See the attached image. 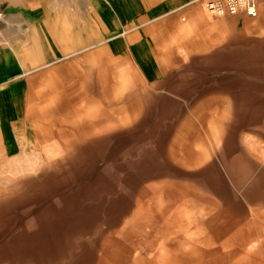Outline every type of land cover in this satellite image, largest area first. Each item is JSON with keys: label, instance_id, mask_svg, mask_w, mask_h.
Wrapping results in <instances>:
<instances>
[{"label": "rangeland", "instance_id": "1", "mask_svg": "<svg viewBox=\"0 0 264 264\" xmlns=\"http://www.w3.org/2000/svg\"><path fill=\"white\" fill-rule=\"evenodd\" d=\"M198 9L218 22L221 32L196 31L190 38L179 33ZM253 18L217 16L202 1L192 3L170 26L152 83L143 82L128 50L115 52L97 44L92 34L87 49L45 67L31 83L29 112L21 123L31 140L46 138L49 149L66 146L57 130L75 134V125L84 123L83 117L75 120L81 105L93 123L106 125L117 116L128 121L69 141L71 150L55 153L58 164L38 170L21 198L0 205V244L59 232L65 250L89 260L110 230L111 210L141 186L167 179L196 188L199 182L207 201L195 206L210 208L222 227L250 228L244 235L254 240L250 250L233 264H264V37L234 34ZM224 35L228 41L221 53H204ZM210 110H233L226 134L217 132L221 140L213 123L203 129L199 121ZM194 126L200 140L192 149L200 160L206 158V169L177 171L172 157L180 148L185 153L187 144H180L175 133ZM30 152L38 163L39 152ZM79 224L91 229L81 231Z\"/></svg>", "mask_w": 264, "mask_h": 264}, {"label": "bare ground", "instance_id": "2", "mask_svg": "<svg viewBox=\"0 0 264 264\" xmlns=\"http://www.w3.org/2000/svg\"><path fill=\"white\" fill-rule=\"evenodd\" d=\"M196 31L221 32L219 23L211 21L207 12L199 9L189 18L188 23L180 28L179 33L190 38ZM234 34H243L247 38H263L264 6L259 5L255 18L245 23L242 30ZM227 41L226 35L210 48H205L204 53L213 50L221 53L220 48ZM80 101L84 102L83 99ZM80 107L77 113L80 116L78 115L75 120L83 117L84 123L75 125V134L72 130L67 131L62 128L57 130L59 138L66 139L64 142L66 146L60 144V149L46 147V138L31 140V134L28 135V129L23 130L25 129L23 126L19 127L16 124L12 129L6 124L0 126V205L21 198L24 188L29 187L28 184L38 170L41 168L46 170L58 164L55 153L71 150L73 145L69 144V141L73 140V144L83 141L84 138L105 133L109 128H116L119 124L128 121L127 117H110L108 120L110 123L106 124L109 127H106L101 121L93 123L89 117L86 118L87 115H83L86 108L82 105ZM28 112L29 110L25 112L26 116ZM231 113L233 110L228 112L210 110L199 117V121L203 129H205L204 124L207 123L209 127L213 123L214 134L221 140L218 133L220 132L222 136L226 134V124L233 118ZM237 119L239 122V117ZM198 131L197 126L186 132L177 129L176 139L180 144L182 142L187 144L185 153H182L179 147V156L172 157L177 171H183L182 167L189 171L200 168L198 169L200 172L206 169L204 165L206 158L200 160L192 149L193 143L200 140ZM35 136L36 133L33 137ZM31 150L39 152L38 163L31 161L33 156ZM171 152V155H174L175 150L171 149ZM184 154L187 155L186 158ZM192 158L197 162L194 166L191 163L194 161ZM197 185L198 188L186 187L162 179L141 186L136 195L127 196L125 202L111 210L112 212L109 213L111 223L108 226L110 230L102 239L98 252H94L89 260L82 257V254L77 252L71 254L65 250L58 232L49 233L47 236L43 234L38 236L39 238L27 237L24 242L23 240L19 242L21 238L17 237L15 239L17 242L9 244L6 241L0 244V264H233L235 261L238 262L240 256L249 252L254 241L244 236L250 228L237 224L222 227L217 223L218 221H215L210 208L195 206L196 201H207V197L200 190V183L197 182ZM79 226L81 231L91 229V225L88 224H79ZM111 226L114 227L110 228ZM23 231L25 232V228Z\"/></svg>", "mask_w": 264, "mask_h": 264}, {"label": "crops", "instance_id": "3", "mask_svg": "<svg viewBox=\"0 0 264 264\" xmlns=\"http://www.w3.org/2000/svg\"><path fill=\"white\" fill-rule=\"evenodd\" d=\"M196 1L0 0V126H23L31 83L66 53L87 49L91 34L115 52L128 50L143 82L156 81L170 26Z\"/></svg>", "mask_w": 264, "mask_h": 264}, {"label": "built area", "instance_id": "4", "mask_svg": "<svg viewBox=\"0 0 264 264\" xmlns=\"http://www.w3.org/2000/svg\"><path fill=\"white\" fill-rule=\"evenodd\" d=\"M208 11L217 16H246L255 17L259 5L264 6V0H200ZM3 20V12L0 9V22Z\"/></svg>", "mask_w": 264, "mask_h": 264}]
</instances>
